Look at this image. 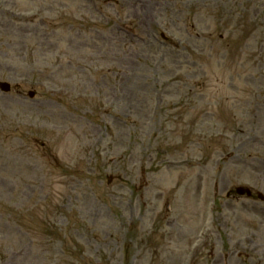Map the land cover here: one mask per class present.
Listing matches in <instances>:
<instances>
[{
	"label": "rangeland",
	"instance_id": "obj_1",
	"mask_svg": "<svg viewBox=\"0 0 264 264\" xmlns=\"http://www.w3.org/2000/svg\"><path fill=\"white\" fill-rule=\"evenodd\" d=\"M2 82L0 264H264V0H0Z\"/></svg>",
	"mask_w": 264,
	"mask_h": 264
},
{
	"label": "water",
	"instance_id": "obj_2",
	"mask_svg": "<svg viewBox=\"0 0 264 264\" xmlns=\"http://www.w3.org/2000/svg\"><path fill=\"white\" fill-rule=\"evenodd\" d=\"M0 89H1L2 91H4V92H8V91H9V87H8V85H5V84H0ZM236 193H237L238 195H244V194H246L247 196L250 195V193H249L247 190H243V189H237V190H236ZM258 198H259L260 200L264 201V199H263L261 196H258Z\"/></svg>",
	"mask_w": 264,
	"mask_h": 264
}]
</instances>
